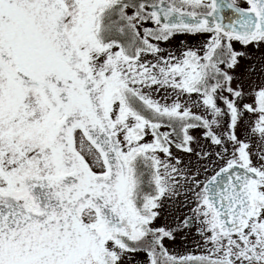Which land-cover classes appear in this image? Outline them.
Masks as SVG:
<instances>
[{"label": "snow or ice", "instance_id": "obj_1", "mask_svg": "<svg viewBox=\"0 0 264 264\" xmlns=\"http://www.w3.org/2000/svg\"><path fill=\"white\" fill-rule=\"evenodd\" d=\"M137 258L264 264V0H0V264Z\"/></svg>", "mask_w": 264, "mask_h": 264}, {"label": "rangeland", "instance_id": "obj_2", "mask_svg": "<svg viewBox=\"0 0 264 264\" xmlns=\"http://www.w3.org/2000/svg\"><path fill=\"white\" fill-rule=\"evenodd\" d=\"M203 38V37H202ZM189 39H191V36H186V37H183V40L186 42V45L191 47V42H189ZM190 43V44H189ZM185 45H174V44H171L170 47L171 48H174V49H181L182 47H184ZM198 47V46H197ZM193 48H196L193 46ZM250 54H254L257 58L260 56V53H253V51L250 49ZM260 61L259 59L256 60V66L257 68L260 67ZM259 77V73H257V79ZM185 244L187 245V247H185ZM195 244L192 243V240H191V237L189 238V240L187 242H183V241H180L178 240L177 243L175 244H172V250H174L175 252L177 253H185L187 251H192L195 249ZM133 264H138V258L137 259H134L133 261Z\"/></svg>", "mask_w": 264, "mask_h": 264}, {"label": "trees", "instance_id": "obj_3", "mask_svg": "<svg viewBox=\"0 0 264 264\" xmlns=\"http://www.w3.org/2000/svg\"><path fill=\"white\" fill-rule=\"evenodd\" d=\"M183 39V37H180V38H177L176 40H174L171 44H174V45H181L180 43V40ZM203 38L202 37H199V36H196V37H193L191 36V39H189V42H191V47H197L200 45V43L202 42ZM190 44V43H189ZM174 49V48H173Z\"/></svg>", "mask_w": 264, "mask_h": 264}, {"label": "flooded vegetation", "instance_id": "obj_4", "mask_svg": "<svg viewBox=\"0 0 264 264\" xmlns=\"http://www.w3.org/2000/svg\"><path fill=\"white\" fill-rule=\"evenodd\" d=\"M256 53L258 54V52H256ZM168 247H169L170 250H172V244H169Z\"/></svg>", "mask_w": 264, "mask_h": 264}]
</instances>
